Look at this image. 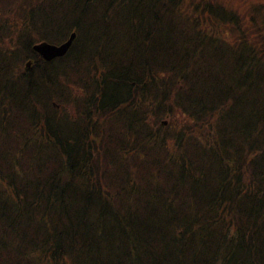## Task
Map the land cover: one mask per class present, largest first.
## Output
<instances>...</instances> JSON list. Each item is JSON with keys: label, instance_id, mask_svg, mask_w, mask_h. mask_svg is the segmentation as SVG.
Masks as SVG:
<instances>
[{"label": "trees", "instance_id": "obj_1", "mask_svg": "<svg viewBox=\"0 0 264 264\" xmlns=\"http://www.w3.org/2000/svg\"><path fill=\"white\" fill-rule=\"evenodd\" d=\"M68 1L0 19V264H264V23L213 0ZM71 32L60 61L32 50Z\"/></svg>", "mask_w": 264, "mask_h": 264}, {"label": "rangeland", "instance_id": "obj_2", "mask_svg": "<svg viewBox=\"0 0 264 264\" xmlns=\"http://www.w3.org/2000/svg\"><path fill=\"white\" fill-rule=\"evenodd\" d=\"M71 1L72 0L65 3V9L69 10L72 8ZM213 1L216 4H220L227 12L232 11L234 14H236L238 16V18H240L242 29L248 28L252 19L258 25H262L264 23V0H213ZM11 2H12V0H0V19L2 17H4L8 21H10V23H11L12 17L9 15L7 8H8V4ZM188 3H186L184 5V12L186 14H191V13L197 14L195 12H192V10H190V8L188 7ZM93 8L94 7H92V9ZM3 13L5 15H3ZM219 13H220V11H219ZM216 25H217V27H216ZM15 26H17V25H15ZM202 29L204 30L205 34L211 35L213 37H216L217 36L216 31H219L218 35L226 38L229 42H231L233 40H237L241 35V32L237 31L236 28L232 24H228V26H224L223 24H219L217 22V20H214V19L205 21V25L202 26L200 28V30L202 31ZM15 32H16V30L11 29V26L9 25L8 28H6L4 33L2 34L6 37L4 42H3V40L1 41V43H2L1 49L5 53H8L9 50L14 49L16 47V43H15L16 34H15ZM120 35H121V39L124 40L123 33ZM10 36H11V39H9ZM250 39L251 38H249V40ZM251 41H253V39H251ZM38 42H40V41H38ZM49 43H51V42H49ZM53 44H58V43H53ZM248 44H249V41H248ZM62 59L63 58L58 59V60L60 61ZM29 61L32 62V60H29ZM81 73L84 74V71ZM37 78H38V76H37ZM81 82L85 83V74L83 75ZM70 86L73 90V84H70ZM207 92H208L207 89H205L204 87H201V90L193 92V98L197 99V100L206 99V93ZM64 103H66V102H64ZM68 112L69 113L60 112V114L57 115V120L59 121V123L62 126H64L65 129L67 127V123L65 122L64 118H67V119L71 120L72 122L77 123V125L79 122L77 117H69L68 114H72V111H68ZM17 126L20 127L21 123L17 122ZM38 127L40 129H42V126L38 125ZM35 129H36L37 135L39 137L42 136V133L38 131L37 127H35ZM11 146L12 145H10V147ZM105 224L108 227V223L106 222ZM16 256H18V255H16ZM1 258H3V260H4L6 257H1ZM85 264H90V263H86V261H85Z\"/></svg>", "mask_w": 264, "mask_h": 264}, {"label": "water", "instance_id": "obj_3", "mask_svg": "<svg viewBox=\"0 0 264 264\" xmlns=\"http://www.w3.org/2000/svg\"><path fill=\"white\" fill-rule=\"evenodd\" d=\"M76 35L72 32L69 37L62 43L55 45L47 42H40L33 46V50L37 52L44 61H51L55 58L63 57L71 48ZM29 66V64H27Z\"/></svg>", "mask_w": 264, "mask_h": 264}]
</instances>
